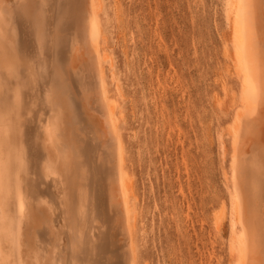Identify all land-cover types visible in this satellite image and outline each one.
Returning a JSON list of instances; mask_svg holds the SVG:
<instances>
[{
  "label": "bare ground",
  "instance_id": "6f19581e",
  "mask_svg": "<svg viewBox=\"0 0 264 264\" xmlns=\"http://www.w3.org/2000/svg\"><path fill=\"white\" fill-rule=\"evenodd\" d=\"M225 16L229 263L264 264V0H225ZM108 20L103 0H0V264L139 263Z\"/></svg>",
  "mask_w": 264,
  "mask_h": 264
},
{
  "label": "rangeland",
  "instance_id": "374dc122",
  "mask_svg": "<svg viewBox=\"0 0 264 264\" xmlns=\"http://www.w3.org/2000/svg\"><path fill=\"white\" fill-rule=\"evenodd\" d=\"M103 1L105 82L111 98L116 83L122 89L119 126L138 197V264H230L232 155L221 143L230 149L233 114L216 96L225 99L224 81L235 93L238 84L227 73L225 0Z\"/></svg>",
  "mask_w": 264,
  "mask_h": 264
}]
</instances>
